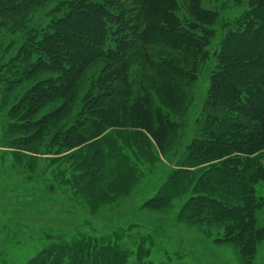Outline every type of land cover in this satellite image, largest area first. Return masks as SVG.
Listing matches in <instances>:
<instances>
[{"label":"rangeland","instance_id":"374dc122","mask_svg":"<svg viewBox=\"0 0 264 264\" xmlns=\"http://www.w3.org/2000/svg\"><path fill=\"white\" fill-rule=\"evenodd\" d=\"M78 1L38 9L28 30L54 34V22ZM107 2L112 12L130 9L140 17L131 32L151 28L152 3ZM170 2L179 24L194 22L195 32L209 36L206 47L194 54L129 39L125 79L114 85L119 94L105 101L99 131H89L96 138L86 144L64 141L86 116L78 113L110 88L106 60L92 61L66 96L34 104V90L49 88L61 73H24L46 56L44 48L20 32L0 34V264H72L78 252L89 264H264V148L248 156L247 189L214 185L210 169L221 160L187 155L211 128L215 55L259 0ZM199 10L213 18L197 23ZM110 35L106 48L114 46ZM152 64L179 73L160 76ZM249 188L255 206L236 216ZM218 205L237 218L208 219L207 207Z\"/></svg>","mask_w":264,"mask_h":264},{"label":"trees","instance_id":"16d2710c","mask_svg":"<svg viewBox=\"0 0 264 264\" xmlns=\"http://www.w3.org/2000/svg\"><path fill=\"white\" fill-rule=\"evenodd\" d=\"M54 1L56 0H0V34L5 30L20 32L24 34L26 40L28 38L37 41L44 48L42 51L46 56H40L35 64L25 69L24 73L38 72L44 67L49 71L61 73L60 80H50L49 88L34 90V104L44 103L48 97L52 99V96L56 98L66 96L92 61L105 59L109 65L106 72L112 70L110 77L104 80L110 88L103 92L105 93L103 96L98 97L96 103L92 102L88 109L85 108L86 112L78 113L86 116L82 121L78 119L74 127H70L65 137V144L69 142L86 144L90 139L96 138L90 137L89 131H93L94 126L97 127L94 131H99L102 123L101 111L106 109L105 101L119 94L114 85L125 79L126 72L123 71L125 68L123 65L127 52H130L129 39L138 38L136 39L138 42L140 38L143 45L147 46L160 40L158 45L166 42L176 52L187 53L191 50L194 54L197 51L200 53L208 43L209 36L203 37L195 32V29L200 27H196V23L190 22L187 25L178 23L173 16L175 11L170 0H132L137 5L145 1L152 3L155 12L150 18L151 28L141 33L131 32L134 29L131 24H135L140 19L138 15L130 9L112 12L107 0L102 2L79 0L76 3L77 7L54 22L56 27L54 34H46L47 30H41L42 34L39 31L34 33V29L29 31L27 25L32 14ZM258 3L225 36L220 52L215 55L217 64L207 105L210 111L208 124L218 130L212 131L211 128H206L207 135L201 138L200 142L190 146L187 151V155L196 161L221 160L218 166L215 165L210 169L216 172L213 177H218L214 185L220 187L234 186L247 189L246 180L253 171V160L250 161L248 156L264 148V0H259ZM198 16L197 23L203 19L213 18L209 13L204 14L201 10ZM109 21L114 22L115 30V26H111ZM155 33H164V35L158 37ZM77 35H83L82 37L87 39L88 48L83 47V40ZM109 35L114 41V46L106 48ZM206 55L208 54L204 53L202 58L205 59ZM152 70L160 76L169 72H171L169 74L179 73L173 67H161L157 64H152ZM156 121L158 123L159 120L156 118ZM261 168L257 167L255 171L258 172ZM248 191L250 194L246 196L247 203L243 207L236 208L240 209L236 216H244L255 206V200L251 196L253 189L249 188ZM261 202L259 200L256 205L259 206ZM187 205L190 209L196 206L193 201L188 202ZM218 208L220 209L221 206L207 207L205 214L208 219L237 218L231 215L233 210L223 209V211ZM78 253L72 256L75 257L74 260L72 259V264H89L88 260L80 258ZM77 257L80 259L77 260ZM90 264H93L92 261Z\"/></svg>","mask_w":264,"mask_h":264}]
</instances>
